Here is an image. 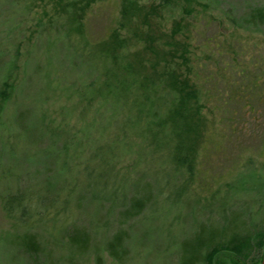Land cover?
Segmentation results:
<instances>
[{"label":"rangeland","instance_id":"374dc122","mask_svg":"<svg viewBox=\"0 0 264 264\" xmlns=\"http://www.w3.org/2000/svg\"><path fill=\"white\" fill-rule=\"evenodd\" d=\"M260 7L264 0H0V264H35L22 253L39 242L45 252L37 264H180L203 223L219 230L229 219L231 229L236 221L264 229V109L232 119V128L220 125L207 142L221 99L186 122L148 106L144 122L127 127L133 114L123 110L131 108L104 87L108 77L131 81L136 74L159 104L185 73L180 56L189 50L192 61L204 58L207 39L231 51L227 63L251 70V56L264 60V27L252 30L242 20ZM155 135H168L182 156L195 154L193 170L158 160ZM100 148L103 161L117 151L124 185L110 174L100 178ZM142 175L156 193L158 181L173 188L143 215L123 219L122 209L96 201L126 193L127 204L136 187L150 193L135 180ZM4 203L21 227L24 220L37 226L14 228ZM74 228L90 237L83 254L69 244ZM120 231L127 254L115 262L106 245ZM85 232L73 233L81 245Z\"/></svg>","mask_w":264,"mask_h":264},{"label":"trees","instance_id":"16d2710c","mask_svg":"<svg viewBox=\"0 0 264 264\" xmlns=\"http://www.w3.org/2000/svg\"><path fill=\"white\" fill-rule=\"evenodd\" d=\"M242 22L249 27L251 26L252 30H258L261 27L263 28L264 7L252 9ZM200 45L204 58L201 57V55L198 56V54H196V57H194L192 61L189 50H186L183 55L180 56V60L182 61L181 69L183 68L182 73L184 70L186 78L183 80L185 73H183V77L181 79L177 78L179 83L175 82L174 85L171 86L172 89H170L168 93L166 91L167 94L164 97L162 96L164 101L159 104L157 103V97L154 99L152 98L153 91L155 90L154 87L152 88L150 84L144 83L146 82V79L140 80L139 76L134 73L135 77H133V80L130 79L131 81H128L127 79L122 81L120 78H117L111 83L109 77L106 79L104 87L108 90V92L110 94L111 91L114 92L115 97L116 95L118 97L123 95L125 98V104H128L129 108H131V111L129 109L123 110L125 114H133L131 118L126 117L129 122L127 127H129V125L132 127V125L134 126L139 123H143L144 119L142 116L145 112L152 110L149 109L148 106L158 108L155 110V113L158 110V113L161 112L162 116H164L165 113L171 114V116L176 120L186 122L187 120L190 121L189 116H198V114H201L204 105L207 106L206 103L209 104L211 99H214L216 103L221 99L222 103L217 105L218 107L216 109L217 116L213 119V121L211 120L208 131L209 134L206 135V138H209L207 139V142H210L213 137L215 138L216 134H221L220 125L224 124L225 126H230L232 128L234 127L232 126V119L236 117L247 118V115L249 116L250 113L254 114L256 110L264 109L263 58L261 59L256 55L251 56L252 69L249 70L248 65L246 64L244 66H236L231 64L232 60L227 63L225 58L232 53L230 50L224 49L220 42L207 39ZM233 54L237 56L235 51ZM231 58L233 59V57ZM216 65H218V67H216ZM172 67H170V71L171 73H174L177 68L173 65ZM127 71L130 72L129 70ZM156 81H162V79H156ZM151 83H155L154 80H152ZM221 84L223 86V92L227 91L226 93L218 92L217 88L219 87L220 89ZM213 90H216V95L213 94ZM135 91H138L137 97L139 98L135 97L132 99L131 93L135 94ZM140 97H143L142 101H140ZM127 136L129 135L127 134ZM156 136L157 135H155V137ZM166 136L167 137L159 136L160 138L157 136L159 139H155V143H152L153 146H158L160 149V155L158 154L159 156L156 158L162 161L168 158L169 161L171 160L175 163V165H179L180 168L185 167V169H188L187 171L190 173V171L193 170V162H195L194 160L197 156L193 161L192 155L195 154L191 152H187L185 156H182V152L185 151L184 148L179 145L175 148L170 147L168 145L169 136ZM151 138L152 136H149V140ZM162 149H165L166 151H163ZM102 150L103 149L100 148L95 155V158L100 159V165L103 161L102 156L105 155ZM109 150L111 151V157L103 161L102 164L105 166L106 172L101 174L100 178L106 179L107 175L110 174L111 176L116 177L121 185H124V182L128 181V179L121 177L116 172L117 166L115 164V159H117V151L113 148ZM153 160H155L154 157ZM140 177L141 178H137L135 180L138 181L139 179L140 182L147 185L151 190L150 193L145 194L146 188H144V191V189L140 190V188L136 187L130 192L132 196L127 204L126 202L128 197H126V193L120 200H118V197H116L115 194H112V198H107L105 196L101 200L96 201H99L102 205L107 204L109 208L114 211L117 208L120 210L122 209L119 212V215L123 214V219H133L146 213L148 209L147 206L151 204V202L157 200L159 196H162L161 194H163V192L168 190L172 191L173 189L169 181L164 188L160 187L158 181V190L156 193L154 192L155 189L145 183V175ZM109 178L110 177H107V179ZM22 192L23 191H18L17 193H14V195H8L7 198L14 200V198H16L15 195H19ZM25 200L26 198L24 199L23 197H20V199L17 200V205L22 206L26 202ZM131 207L135 208L136 211L131 212ZM4 208L8 214V218L12 220L14 228L31 229L37 226L36 224L29 226L27 221L24 220L22 223L25 224V227H21L16 220L19 219L17 213L10 212L7 209V206H5V203ZM37 213L39 216L38 225H41L43 213L38 211ZM237 216L238 215H236V219H238ZM27 217L28 214L26 213L24 219ZM228 221L229 219H226L219 230H213L208 224L203 223L199 225L198 228H196V231L192 233L196 242L187 249L186 257H183L184 259L182 258V262L180 264H263L264 252L262 251L264 250V229L257 228L256 226L251 229L245 225L241 227L236 220L234 229H231ZM75 232L81 233L85 231L83 229L79 230L74 228L69 236L70 246L72 244V247L76 252L78 250L80 254H83V252H85L90 245V237L85 232L87 240L84 242L85 245H81V243H78L73 237V233ZM26 233L31 234L30 232H27V230ZM34 235V237H36V241H38V237L36 234ZM39 245L33 249L27 248V250L22 253L26 257L31 258L35 264L38 263L39 254H43L45 252L44 246L41 245L40 242ZM106 250L115 262H123L127 254L124 233L121 231L116 232L115 235L107 241Z\"/></svg>","mask_w":264,"mask_h":264},{"label":"water","instance_id":"95a60500","mask_svg":"<svg viewBox=\"0 0 264 264\" xmlns=\"http://www.w3.org/2000/svg\"><path fill=\"white\" fill-rule=\"evenodd\" d=\"M264 257V256H263ZM263 264H264V261H263Z\"/></svg>","mask_w":264,"mask_h":264}]
</instances>
